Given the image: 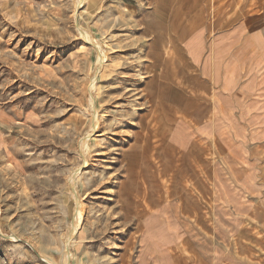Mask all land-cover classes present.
Returning a JSON list of instances; mask_svg holds the SVG:
<instances>
[{"label":"rangeland","instance_id":"rangeland-1","mask_svg":"<svg viewBox=\"0 0 264 264\" xmlns=\"http://www.w3.org/2000/svg\"><path fill=\"white\" fill-rule=\"evenodd\" d=\"M261 53L264 0H0V264H264Z\"/></svg>","mask_w":264,"mask_h":264},{"label":"crops","instance_id":"crops-1","mask_svg":"<svg viewBox=\"0 0 264 264\" xmlns=\"http://www.w3.org/2000/svg\"><path fill=\"white\" fill-rule=\"evenodd\" d=\"M191 65L193 66V68L197 69V67H195L192 63H191ZM204 80L206 81L207 79L204 78ZM205 81H204V83H205ZM172 145H174V147H176V148L181 147L186 152L192 151L190 148H184V147L178 145L177 143H172ZM182 216L178 215V212H173L172 210H170V208H167V207L158 208L157 210L150 212L144 216V218L141 222L142 223L141 228H142V230L144 229V221L146 219H150L153 217L154 219L157 220L156 224L165 225L166 222H168V225H166L168 227L173 226L175 228H179V229L181 228L182 231L184 230L185 233H193L194 231L192 230L191 226L185 221V218H183ZM205 220H206V218L202 217L201 219H199V223L202 222L203 226H205ZM225 222L228 223L229 220H227ZM152 223L154 225H156L154 221ZM218 227H220V226H218ZM201 229H202V231H204L203 228H201ZM216 230L220 231L219 228ZM183 241L184 240L180 241L178 244L169 246L170 248H168V252L166 253L168 260L166 258L165 262L162 261L161 256H157V257L153 258V260H147V263H145V264H190L188 262V259H187L188 257H185V256L178 254L179 253L178 250H182V248L181 247L179 248L178 246H180L181 243H185ZM202 242H203V240L197 241L195 244L196 245L195 249L197 252V258L196 259H197L199 264H206V261H209L208 264H231L230 262L226 261V257H224L223 255L214 256L216 253L219 254V253L223 252L224 247H223V242L221 240H219V241L217 240L214 242L213 241H211V242L207 241L208 243H206V244H204ZM181 253H183V252L181 251ZM192 258H193V256H192ZM140 264H141V261H140Z\"/></svg>","mask_w":264,"mask_h":264},{"label":"bare ground","instance_id":"bare-ground-1","mask_svg":"<svg viewBox=\"0 0 264 264\" xmlns=\"http://www.w3.org/2000/svg\"><path fill=\"white\" fill-rule=\"evenodd\" d=\"M79 2V1H78ZM200 29V28H199ZM198 29V30H199ZM197 31V30H196ZM196 31H194V33L196 32ZM200 33V32H199ZM223 33V32H222ZM193 34V33H192ZM201 34V33H200ZM84 35V34H83ZM202 36V35H201ZM84 38V37H83ZM203 38V37H202ZM158 39H160V38H158ZM204 40V39H203ZM191 41H192V39H191ZM189 42V41H188ZM203 43H205V42H203ZM212 43H213V41H212ZM218 43V42H217ZM220 46H221V44L220 45H218L217 44V46H216V49H217V51L219 50V51H221V48H220ZM99 48H100V46H99ZM207 49V48H206ZM262 49V48H261ZM101 52V51H100ZM99 52V53H100ZM213 52V51H212ZM262 52H263V50H262ZM202 54H204L203 52H202ZM201 54V55H202ZM262 55H261V58H260V64H262V67L261 68H264V54L263 53H261ZM102 55H103V53L101 54L100 53V55L99 56H101L102 57ZM201 57V56H200ZM201 59V58H200ZM205 59V58H204ZM201 61V60H200ZM261 71V70H260ZM263 74V77H264V71L262 72ZM93 86V85H92ZM95 119V121H94V124H93V127H92V129H91V131H90V133H89V135H87L86 136V141L97 131V128H98V123H97V119L96 118H94ZM88 153V148L86 149V152H85V154H87ZM72 179V178H71ZM76 179V178H75ZM73 180H74V178H73ZM72 183V182H71ZM76 188V187H75ZM75 190V189H74ZM75 193V192H74ZM76 193H77V191H76ZM75 214H74V219L72 220V224L69 226L70 227V234H75L77 231H78V229H79V227L81 226V223L83 222V219H84V216H83V210H81L80 209V204L78 203L77 205H75ZM69 237H72V236H69ZM159 253V252H158Z\"/></svg>","mask_w":264,"mask_h":264}]
</instances>
